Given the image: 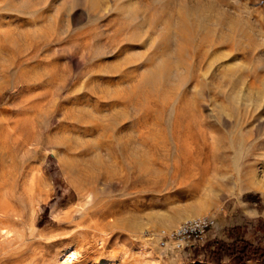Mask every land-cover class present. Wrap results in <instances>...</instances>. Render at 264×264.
I'll return each mask as SVG.
<instances>
[{
    "label": "rangeland",
    "instance_id": "obj_1",
    "mask_svg": "<svg viewBox=\"0 0 264 264\" xmlns=\"http://www.w3.org/2000/svg\"><path fill=\"white\" fill-rule=\"evenodd\" d=\"M247 245L264 0H0V264H264Z\"/></svg>",
    "mask_w": 264,
    "mask_h": 264
},
{
    "label": "built area",
    "instance_id": "obj_2",
    "mask_svg": "<svg viewBox=\"0 0 264 264\" xmlns=\"http://www.w3.org/2000/svg\"><path fill=\"white\" fill-rule=\"evenodd\" d=\"M214 219L210 217L196 219L190 222L188 225L184 226L179 231L172 233L169 238L174 239L179 244L182 243V236L188 232L195 233L198 237H202L208 229L214 225ZM166 237V236H165Z\"/></svg>",
    "mask_w": 264,
    "mask_h": 264
},
{
    "label": "trees",
    "instance_id": "obj_3",
    "mask_svg": "<svg viewBox=\"0 0 264 264\" xmlns=\"http://www.w3.org/2000/svg\"><path fill=\"white\" fill-rule=\"evenodd\" d=\"M235 247V246H234ZM233 255H236L241 261L246 260H256L264 263V251L263 250H256L253 249L251 246L247 245L240 251L233 250Z\"/></svg>",
    "mask_w": 264,
    "mask_h": 264
},
{
    "label": "bare ground",
    "instance_id": "obj_4",
    "mask_svg": "<svg viewBox=\"0 0 264 264\" xmlns=\"http://www.w3.org/2000/svg\"><path fill=\"white\" fill-rule=\"evenodd\" d=\"M2 185V184H1ZM8 197V196H7ZM6 197V198H7ZM8 199V198H7ZM8 215H10V214H8V213H4L2 216V219H4V220H8ZM78 255H80V254H78V253H76V252H71L70 253V259H71V261H75V260H77L78 259Z\"/></svg>",
    "mask_w": 264,
    "mask_h": 264
}]
</instances>
